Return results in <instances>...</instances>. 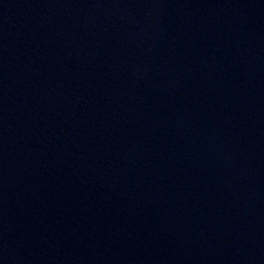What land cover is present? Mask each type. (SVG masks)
Returning a JSON list of instances; mask_svg holds the SVG:
<instances>
[{
	"label": "water",
	"instance_id": "obj_1",
	"mask_svg": "<svg viewBox=\"0 0 264 264\" xmlns=\"http://www.w3.org/2000/svg\"><path fill=\"white\" fill-rule=\"evenodd\" d=\"M0 264H264V0H0Z\"/></svg>",
	"mask_w": 264,
	"mask_h": 264
}]
</instances>
